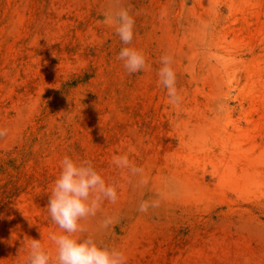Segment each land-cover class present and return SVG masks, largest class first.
<instances>
[{"label": "rangeland", "instance_id": "obj_1", "mask_svg": "<svg viewBox=\"0 0 264 264\" xmlns=\"http://www.w3.org/2000/svg\"><path fill=\"white\" fill-rule=\"evenodd\" d=\"M0 264H264V0H0Z\"/></svg>", "mask_w": 264, "mask_h": 264}]
</instances>
